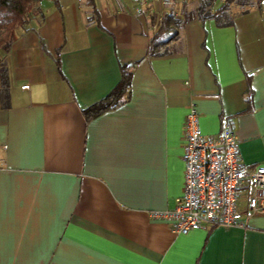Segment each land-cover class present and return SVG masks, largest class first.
Wrapping results in <instances>:
<instances>
[{"label": "crops", "instance_id": "crops-1", "mask_svg": "<svg viewBox=\"0 0 264 264\" xmlns=\"http://www.w3.org/2000/svg\"><path fill=\"white\" fill-rule=\"evenodd\" d=\"M94 1L100 25L85 0H42L0 50V264H264V211L244 197L245 227L150 215L181 196L190 102L205 135L233 116L241 161L264 166V0L226 26L198 0ZM167 14L179 35L149 55ZM123 64L127 98L86 119Z\"/></svg>", "mask_w": 264, "mask_h": 264}, {"label": "built area", "instance_id": "built-area-1", "mask_svg": "<svg viewBox=\"0 0 264 264\" xmlns=\"http://www.w3.org/2000/svg\"><path fill=\"white\" fill-rule=\"evenodd\" d=\"M182 137L181 196L173 209L151 212L153 218L167 220L173 232L185 234L216 226L245 227L247 215L264 211V166L241 161L233 116L222 117L217 134L205 135L195 103L190 102ZM3 165L0 157V168ZM243 197L246 216L239 208Z\"/></svg>", "mask_w": 264, "mask_h": 264}, {"label": "trees", "instance_id": "trees-1", "mask_svg": "<svg viewBox=\"0 0 264 264\" xmlns=\"http://www.w3.org/2000/svg\"><path fill=\"white\" fill-rule=\"evenodd\" d=\"M42 0H0V50L7 51L13 40V31L19 27H24L29 23V18L36 5ZM55 6H59L58 0H51ZM217 0H198L195 15L200 18H214L217 25L226 26L233 23V8L235 6H250V0H222L216 10L213 5ZM262 0L256 3L260 7ZM85 4L90 7V14L87 22H95L100 25L99 12L94 0H85ZM253 4V3H251ZM247 9L241 10L245 12ZM182 21L177 20L173 15H164L157 27L156 33L151 38L148 45L149 55H158L161 48L169 41L179 35ZM121 78L111 92L103 99L83 108L86 119H90L103 112L111 110L124 101L129 92L131 80V65L120 66ZM3 94L6 95V92ZM247 100L250 101L249 97Z\"/></svg>", "mask_w": 264, "mask_h": 264}, {"label": "rangeland", "instance_id": "rangeland-1", "mask_svg": "<svg viewBox=\"0 0 264 264\" xmlns=\"http://www.w3.org/2000/svg\"><path fill=\"white\" fill-rule=\"evenodd\" d=\"M257 0H250V5L251 3H255ZM219 4V2H218ZM217 4V5H218ZM249 6H235L234 9L232 10L233 13H238L240 12L241 10H244V9H247Z\"/></svg>", "mask_w": 264, "mask_h": 264}]
</instances>
